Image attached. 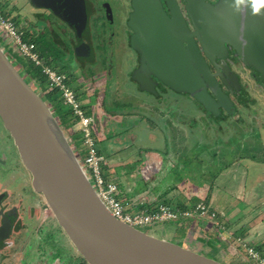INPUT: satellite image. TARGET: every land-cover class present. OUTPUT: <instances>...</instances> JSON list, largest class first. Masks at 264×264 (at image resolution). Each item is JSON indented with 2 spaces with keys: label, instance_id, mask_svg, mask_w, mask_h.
Returning a JSON list of instances; mask_svg holds the SVG:
<instances>
[{
  "label": "rangeland",
  "instance_id": "1",
  "mask_svg": "<svg viewBox=\"0 0 264 264\" xmlns=\"http://www.w3.org/2000/svg\"><path fill=\"white\" fill-rule=\"evenodd\" d=\"M90 1L91 4L94 2L100 13L90 12V29L86 32L88 36L85 35V39L89 40L93 47L96 42L101 44L100 48L96 49L94 57L92 56V60L97 63L86 61L83 64L80 60L76 61L74 52L68 55L70 51L65 49L64 68L65 72H71L73 76L70 79V88L85 105L92 118L90 128L96 140V150L98 149L107 160L105 165L109 166V172L125 178L120 179L123 181L122 184H130L131 180H128L127 176L135 175L136 182L145 185L147 183L149 190L158 185L163 178L167 180L172 176L171 173L166 174L172 161L175 168L173 169L177 172L172 183L177 184V187L187 194L185 196L190 202L200 200L211 207L206 217L189 218L187 223L194 231L198 232L201 229L202 233L206 232L210 242L222 237L228 249L225 244L218 241L216 244H207L202 240H196L194 235L186 238L182 232L174 235L176 223H155L139 229L156 237L177 242L223 264H260L258 260L248 256L247 246L256 245L264 258V121H259L257 119L259 115H255L257 112L262 114L264 100L257 104V107L249 105L242 107L235 103L233 116L236 115V109L239 116L229 117L227 121H224L226 119L223 117L210 116L205 120L201 109L203 106L194 102V99L164 84L153 75L152 70L137 67L136 61L134 64L126 63V60H132L133 57L127 50L126 36L122 38L119 28L123 20V15L120 17L122 11L119 13L115 9L116 6L122 9L120 4L119 7L117 5L119 0ZM107 2L112 8L114 27L110 21L106 22L104 4ZM124 4L127 5V2ZM0 7L2 11L8 12L6 20L18 19L17 29L21 37L23 32L33 34L35 37L44 36L46 42L57 48H63L65 41L69 44L72 40V33L70 31L67 33L65 27L58 29L55 25L49 24V21L45 23L44 19L52 20V16L45 11L46 16L43 17L42 11L32 6L29 0H0ZM108 23L111 25L107 26ZM0 37L6 40L0 41V47L5 53L11 55L14 62L25 63L1 30ZM124 64L127 68L125 75L122 70ZM16 67H20L19 64ZM89 68H93L94 71ZM89 70L94 72L95 76L89 73ZM131 73L133 78L134 75H142L147 79L139 86L141 90H148L154 95L147 97L149 101L146 102L152 105L146 106L153 112V117L155 112L160 115L158 117H164L166 124L156 121L155 118L147 121L142 114L145 100L142 97H130L133 89L128 82L126 85L129 88H125L127 93L123 92V88L120 89L119 82L110 83L109 78L113 80L121 77L122 85L127 77L130 78ZM129 81L132 83L130 79ZM241 81L245 90L264 93L261 91L264 90L262 83L253 88L247 86L249 82L246 80ZM158 83L165 87L166 92L167 88L171 89L169 93L163 95V99L160 97L162 89H158L156 85ZM33 87L40 95L46 93L41 91L39 86ZM239 98L242 104L251 102L248 95H241ZM248 107L251 109L246 110ZM55 117L57 118L56 115ZM57 120L60 122L58 118ZM59 124L68 141L71 140L70 137L78 135V130L66 129L62 122ZM70 145L81 162L83 152L81 153L78 147L80 146L78 137L71 141ZM12 155L14 158L17 156L16 149L0 121V161H5L6 164L8 157L10 160L4 167L0 166V182L8 179L13 164H16ZM2 156L5 159H2ZM24 178L27 179L28 176ZM142 178H145L146 182ZM112 180L117 181L118 178L112 177ZM24 184L26 182H20L18 178L11 181L8 187L11 191H17L27 203L30 194L35 192L25 188ZM39 196L42 206L40 216L43 219V214H47L49 221H46L45 237L41 245L40 242L39 245H35L32 241L23 251L26 262L24 264H86L66 239L65 234L62 233L61 237V231L54 228L55 219L52 212L43 197ZM170 199V196L169 199L164 198L165 201ZM10 202L12 203L11 200ZM29 216L28 212H24L17 218H26L30 221L36 218L33 213L31 217ZM34 246L41 247L43 251L33 249Z\"/></svg>",
  "mask_w": 264,
  "mask_h": 264
},
{
  "label": "water",
  "instance_id": "2",
  "mask_svg": "<svg viewBox=\"0 0 264 264\" xmlns=\"http://www.w3.org/2000/svg\"><path fill=\"white\" fill-rule=\"evenodd\" d=\"M31 3L50 11L72 30L76 57L90 56L83 40L87 14L82 0ZM131 7V47L139 51L147 69L214 114L218 103L229 108L231 102L219 89L193 37L199 39L205 54L209 50L218 58L226 54L225 43L231 46L241 62L255 69L264 82V15H252L250 6L242 5L239 17L229 20L206 0H188L186 13L192 32L175 0H131ZM241 34L246 44L241 43ZM141 76L134 78L145 81ZM228 77L237 87L234 76ZM0 121L31 177L32 189L43 197L86 264H223L116 219L97 195L48 104L1 47Z\"/></svg>",
  "mask_w": 264,
  "mask_h": 264
},
{
  "label": "flooded vegetation",
  "instance_id": "3",
  "mask_svg": "<svg viewBox=\"0 0 264 264\" xmlns=\"http://www.w3.org/2000/svg\"><path fill=\"white\" fill-rule=\"evenodd\" d=\"M29 1L31 3V0H29ZM175 1L179 7V10L181 11V13L183 15V19L185 20L187 27L189 28L190 32H192L194 30V28H192V26L190 25L189 18H188L187 13H186V4H187L188 0H175ZM206 1H208L213 7H215V9L222 16L226 17V19H229V20L233 17H239V15L243 12L242 11V5L243 4L235 5V8H237L238 11H236L232 7V5H234V0H206ZM82 2L85 4V9H86V14H87V25H89L90 12H92V11H96L97 13H100V12H99L97 6L94 4V2H93V4L90 3V2H92L90 0L89 1L88 0H82ZM125 2H127V5L124 4ZM108 3L109 2L104 4L106 22L110 21V23L114 27V23L112 20L113 19L112 8H111V6H109L110 3L109 4ZM118 4H120L122 6V9H120V8L118 9L117 6L115 9L118 10L119 13L122 11L120 13V17H121V15H123V20H122V23L119 24V28H121L122 38H124V36H126L125 44H126L127 50L130 51V54L132 53L131 56L133 57L132 60H126L127 61L126 63L130 64V62H131L132 64H134V62L136 61L137 67L147 68L146 63L144 60H142V56L139 53V51L136 49H133V47H131L132 46V40H133L132 39L133 32L131 31V29L128 26V17L130 16V14L132 12L131 0H119L117 5ZM125 6H127V7L125 8ZM118 7H119V5H118ZM37 10L42 11L41 15L43 17L46 16L44 14L45 11H47L52 16V18H53L52 20L44 19L45 23H46V21H49V24L55 25L58 29L65 27L67 33L69 31L72 33V40L68 45H70L73 49L75 42H74L72 30L64 22H62L60 19H58L56 16H54L50 11L43 9V8L37 9ZM101 11H102V8H101ZM116 15L118 16V12L116 13ZM124 16H125V18H124ZM104 23H105V21H104ZM111 24L108 23L107 26H109ZM85 35L88 36L85 32L83 35V40L89 46L90 52L92 51L91 49H93V52H91L90 54L93 53L95 55V53L97 51L96 49H99L101 44L96 42L95 43L96 48L93 47V45L90 44L89 40L85 39ZM193 38H194V41L199 48L200 53L202 54V56L204 57L207 65H208L209 71L211 72L215 81L217 82L219 89L224 94V96L231 102V105L229 108H224V107L220 106V103H218L215 114H214V112H211L204 107H202L201 109L203 110L204 116H205V118L207 117V119H209V116L210 117H218V118L223 117L226 119L224 121H227L229 119V117L233 116V110L236 106L235 103H237V104L239 103L240 106H242V107L247 106V104L241 103L239 96L248 95L249 100H250V97H251L250 95L253 94V90H251V89L248 91L245 90L244 86L242 85L241 80H246L247 82H249L247 86L253 87V88L258 87V85L260 83H262L264 86V82L262 81L260 74L255 69L249 68L241 62L240 58L238 57V55H236L234 49L231 46H229L225 43L224 46H225L226 54L223 57L218 58V56H216L214 53H211L209 50L207 51L208 54H205L206 53V52H204L205 48H203L199 39L197 37H193ZM65 43L67 44L66 41H65ZM206 50H207V48H206ZM103 51H104V49H103ZM114 54H115V49H114ZM208 55L211 56V58H208ZM104 60H105V57H104ZM82 61H86V59L84 58ZM82 63L85 64L86 62H82ZM241 70H243L247 75H242ZM253 73H255V75L259 79V80L257 79L259 83L254 82L252 79L253 77L251 78V74H253ZM141 74H143V73H141ZM229 74L234 76V78L237 82V87L229 80V77H228ZM140 78L143 80L142 76ZM135 80H137V79H135ZM144 80L146 81L147 79L145 78ZM137 82L139 84H141V82H142V84H143V81L139 82L137 80ZM156 85H157V87H159V85H162V84L158 83ZM261 91L264 92V90H261ZM180 92H182V91H180ZM207 92L209 93V95L211 97L214 98L213 94L208 90V88H207ZM182 93L187 94L185 92H182ZM187 95H189V94H187ZM190 97L193 98L192 96H190ZM193 99L195 102H197V100L195 98H193ZM197 103L201 105V103H199V102H197ZM237 112L238 111L236 109V115L239 116V114H238L239 112L238 113ZM235 116H233V117H235ZM11 141H12V139H11ZM12 144H13V142H12ZM16 154H17V151H16ZM13 158H14V156H13ZM2 159H5V157L2 156ZM14 159H15L16 164H13L14 167H13L12 171H10L9 176L7 177L8 179H6L8 182L6 180L0 182V264H24V263H26L24 261V258H23L24 257L23 251L25 249H27L28 246L31 245L32 241L35 243V245H39L38 244L39 242L41 245L42 240L45 237L44 230L47 227L46 221H49V219L47 218L48 217L47 214H43V219L40 216L41 207H42L41 202H40L41 201L40 196H39L40 194H38L36 192H35V194H30L31 196L28 197L29 198L28 202L25 203V200L22 199L21 195L18 194L17 191H13V190L11 191L9 189L8 186L10 185L11 181L18 179V178H19L20 182H26V184L23 185V186H25V188L32 189L31 177H30L29 173L22 166L18 154H17V156H15ZM9 161L10 160L8 157L7 162H9ZM7 162H6V164H7ZM6 164H5V161L4 162L0 161V166L4 167ZM6 171H8V170H6ZM26 175L28 176L27 179L24 178V176H26ZM27 191L29 192L31 190H27ZM9 200H11L12 203L11 202L9 203ZM7 201H8V203H7ZM24 212H28L30 214L29 217H31V214L33 213L36 217L35 220L30 221V219L27 220L26 218H21V219L17 218L18 216H21L22 214H24ZM55 222H54V228L56 230L58 229L61 231V237H62V233L64 234V232L58 226L57 222L56 223ZM36 226L38 228H36ZM34 229H36V230H34ZM33 249L39 250L40 252L43 251L42 248L38 247V246H34Z\"/></svg>",
  "mask_w": 264,
  "mask_h": 264
},
{
  "label": "built area",
  "instance_id": "4",
  "mask_svg": "<svg viewBox=\"0 0 264 264\" xmlns=\"http://www.w3.org/2000/svg\"><path fill=\"white\" fill-rule=\"evenodd\" d=\"M0 30L9 38L18 54L29 58L36 64H40L32 46L22 41L21 34L16 30L14 23L11 20H6L1 15ZM43 72L49 80L50 88L60 89L64 104L68 105L78 118V130L82 134L83 144L87 150L86 155L82 158L81 166L97 195L116 219L127 225L140 228L154 223H165L189 218H204L207 216L206 214L208 211L210 212V209L204 203H199L193 209L187 211L173 210L167 206H160L159 210L154 212H130L128 207H131V205L128 203L124 204L118 197L119 189L117 185L111 181H106L102 175L101 164L103 158L99 156L95 148V140L90 128L92 119L85 116L75 98V94L65 84L66 76L46 68ZM247 254L252 259L258 260L260 264H264V259L252 248L247 247Z\"/></svg>",
  "mask_w": 264,
  "mask_h": 264
},
{
  "label": "crops",
  "instance_id": "5",
  "mask_svg": "<svg viewBox=\"0 0 264 264\" xmlns=\"http://www.w3.org/2000/svg\"><path fill=\"white\" fill-rule=\"evenodd\" d=\"M89 29H90V26L89 25H87V29H86V32L87 31H89ZM92 51L91 52H93V49H91ZM94 54L92 53V54H90V56L89 57H87V58H85L86 59V61H88V62H90V63H97V61H95V60H92V58L94 57L93 56ZM93 56V57H92ZM74 57H75V60L77 61V60H80V61H82L84 58H79V57H76L75 55H74ZM86 61H82V62H86ZM95 67V66H94ZM124 67L126 68V64H124ZM123 67V65H122V70L124 71V75H125V71L127 70V68L125 69ZM134 68V67H133ZM90 69V68H89ZM95 69V68H94ZM90 70H93V68H91ZM89 70V73H91V74H93L94 75V72H91ZM94 71V70H93ZM122 71V72H123ZM245 72L243 71V70H241V74L242 75H247L246 73L244 74ZM95 76V75H94ZM131 76H132V73H131ZM130 76V78H128L127 77V80L125 81V82H123L122 83V85H121V82H120V78H118V77H116V78H114L113 80H112V78H109V79H111L110 80V83H112V84H115V83H117L118 84V82L120 83V84H118L119 85V87H120V89H122L123 90V92L124 93H127L125 90V88H129L126 84H127V82L131 85V89H133L132 90V93L130 94L131 96L130 97H142L144 100H145V106H144V109L142 110L143 112H142V114H143V116L147 119V121L150 119V118H155V120L156 121H161V122H163V123H167L166 121H165V118L164 117H158V116H160L158 113H154L155 115H154V117H153V112L151 111V110H149L148 108L149 107H147L146 105H148V104H150V105H152L150 102H146V100L147 101H149L148 99H147V97L148 98H150L151 96H153L154 97V95H152V94H150V92H148V90H145V91H143V90H141L140 89V84L137 82V80H135L134 78H133V76L131 77ZM253 77V78H252ZM94 79H96V77H93ZM251 78L253 79V81L254 82H256V83H259L258 82V78H257V76L255 75V73H253V74H251ZM129 79L132 81V83L129 81ZM258 79V80H257ZM138 87V88H137ZM159 88H161L162 89V91H161V93H160V97H162V99H163V95L164 94H167V93H169V91L171 90L170 88H167L168 89V92H166V91H164L165 90V87L164 86H162V85H159V87H158V89ZM170 89V90H169ZM101 90H103V88L101 89ZM163 92V93H162ZM263 92V91H262ZM73 93H74V91H73ZM145 93H148V94H145ZM181 94H183L182 92H180ZM75 94V98H76V100H77V102L79 103V105H80V107L82 108V106L84 107V110H83V112H84V114H85V116H87V117H89V118H91V116H90V114L88 113V111H87V109H86V107H85V105L82 103V101L81 100H79V98L78 97H76L77 95H76V93H74ZM139 95V96H138ZM186 95V94H185ZM254 95H256V96H254ZM189 96V95H188ZM251 97H250V100H251V102H249V103H247V105L249 104V106H252V107H257V104H259L261 101H263L264 100V93H261V92H253V94H251L250 95ZM155 98H157V97H155ZM189 98H191L190 96H189ZM105 99V98H104ZM193 99V98H192ZM259 101H258V100ZM195 102V101H194ZM197 103V102H196ZM157 107V106H156ZM83 109V108H82ZM248 109H251L250 107H248V108H246V110H248ZM203 115H204V113H202ZM255 115H259V117L257 118V119H259V121H264V108H263V110H262V114H259L258 112L257 113H255ZM92 119V118H91ZM204 119H205V116H204ZM206 120V119H205ZM257 121V120H256ZM75 124H76V126H75ZM264 124V123H263ZM160 126V125H159ZM68 128H74L75 130H78V128H79V126H78V121L75 123H73L72 125H70ZM161 130V129H160ZM79 131V130H78ZM181 131H183V130H181ZM184 132V131H183ZM78 135H79V137H78V140H79V145L80 146H78L79 147V149L81 150V153L83 152V157L86 155V152H87V150H86V147L84 146V144H83V138H82V134L80 133V132H78ZM76 139H77V137H76ZM95 140V139H94ZM95 144H96V140H95ZM97 152L99 153V150L97 149ZM100 156H102V158H103V160H104V163H105V161H107L106 159H105V157L103 156V154H101L100 153ZM141 159V158H140ZM152 159V158H151ZM168 162V161H167ZM170 169L167 171V173L166 174H169V173H171L172 174V176L171 177H169V178H167V180H164V178L162 179V181H160L159 182V184L158 185H156L155 187H153V188H151V190H149V187H148V185H147V183H146V185L145 184H143L142 182H141V184H140V182L138 181V182H136V176L135 175H129V176H127L128 177V180H131V182H130V184H122L121 182H123V181H120V179L122 180V179H125V178H123V177H119L120 176V174H118V176L117 175H115L114 173L112 174V172H109V166H106L107 167V173H106V176L107 177H109V181H111V182H113V183H115L116 185H117V187H118V189L122 192L121 193V195L122 196H120L119 197V199L125 204V203H128V204H130L131 205V207H128V210L130 211V212H132L133 210H135L136 212L137 211H145V212H154V211H157V210H159V208H160V206H167V207H169V208H171V209H173V210H179V211H187V210H190V209H193L196 205H198L199 203H202L200 200L197 202V203H195V201H189V199L186 197L187 196V194H185L182 190H181V188L180 187H177V184H173L172 183V179H174V178H176V176L175 175H177V172H176V170H174L175 168L173 167V164H172V161H170ZM174 168V169H173ZM165 174V175H166ZM174 174V175H173ZM112 177H117L118 178V180L117 181H115V180H112ZM143 180H145V178H142ZM145 182H146V180H145ZM142 184H143V186H142ZM176 195V196H175ZM179 195H181V196H179ZM186 195V196H185ZM136 196H138V197H136ZM169 196H170V201H165L164 200V198H168L169 199ZM135 202H137V203H139V205L138 204H136ZM138 205V207H136ZM140 206V207H139ZM208 206H209V204H208ZM209 209H211V207H209ZM202 222H204V220H202ZM168 223H176L177 225H176V230H175V234L174 235H176L178 232H182V234L184 233L185 235V238L187 237V236H192V235H194V237H195V239L196 240H202V242H205V243H207V244H216L217 242L216 241H218L219 243H222V244H225L224 242H223V240H222V237L220 238V237H217V240H214L213 242H210V241H208V239H209V237L208 236H206V232H203L202 233V230L200 229L198 232L197 231H194V229H193V227L191 226V225H189L188 223H187V219H183V220H178V221H173V222H168ZM155 224V223H154ZM204 224H205V222H204ZM171 241V240H170ZM174 242V241H173ZM175 243H177V242H175ZM179 244V243H178ZM226 245V244H225ZM183 246V245H182ZM185 247V246H184ZM247 247H250V248H252L253 250H255L259 255H260V257L261 258H263V254H262V251L258 248V247H256V245H251V244H249ZM188 248V247H187ZM189 249H191V248H189ZM226 249H228L227 248V245H226ZM191 250H193V249H191ZM195 251V250H194ZM238 255V254H237ZM249 258V257H248ZM250 259V258H249ZM264 259V258H263ZM251 260V259H250Z\"/></svg>",
  "mask_w": 264,
  "mask_h": 264
},
{
  "label": "trees",
  "instance_id": "6",
  "mask_svg": "<svg viewBox=\"0 0 264 264\" xmlns=\"http://www.w3.org/2000/svg\"><path fill=\"white\" fill-rule=\"evenodd\" d=\"M7 13L2 11L0 7V15L2 17L6 18ZM12 22L14 23L15 28L18 31L17 29L18 24H19L18 19L13 18ZM21 38L24 43L32 46L33 51L37 54L40 64H36L34 61L20 54L19 55L25 60V63H18L17 61L15 62L13 61L14 62L13 64L15 66L19 64L20 66L18 67L19 73L24 78V80L31 85L33 89H34L33 85H36V86H39L41 91H46L44 95H40L34 89L42 97V99L48 104L52 113L54 112L53 115L54 116L56 115L57 118L60 120V122L63 123L64 127L68 129L70 125L78 121V118L73 113L72 109L68 105L64 104V99H63L62 92L60 91V89L50 88L49 80L47 76L44 74L43 70L46 68V69L55 71L58 74L65 75L66 76L65 84L69 87L70 90H72L70 88V79L73 76L70 74L71 72L70 73H67V71L65 72V68H64V63H65L64 59H66L65 58L66 54L64 51L65 49H69L70 52L68 53V55H70L71 52H73L72 47L68 45L67 43L65 44L63 48H57L56 46L50 44L49 42H46V40H44V36L35 37L33 34H28L24 32ZM0 41L6 42V40H3L1 37H0ZM9 56L10 58H12L11 55ZM82 108H83L82 110H84L83 106ZM76 137H79V135L76 134ZM76 137H70L71 140L69 141V143L71 141L73 142V140L76 139ZM98 154L100 156V152ZM101 172H102L104 179L106 181H109V177L106 176L107 167L104 163V160L101 164ZM119 195L122 196L121 193L118 194V197H120ZM197 202L198 201H195V203Z\"/></svg>",
  "mask_w": 264,
  "mask_h": 264
},
{
  "label": "clouds",
  "instance_id": "7",
  "mask_svg": "<svg viewBox=\"0 0 264 264\" xmlns=\"http://www.w3.org/2000/svg\"><path fill=\"white\" fill-rule=\"evenodd\" d=\"M245 5L246 7L250 6L251 14L252 15H264V13H261V10L264 9V0H234V5L232 7L238 11L237 8H235V5ZM242 44H246V41L243 38V34L239 37Z\"/></svg>",
  "mask_w": 264,
  "mask_h": 264
}]
</instances>
